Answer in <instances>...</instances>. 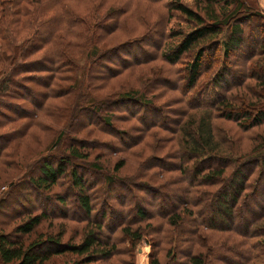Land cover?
Here are the masks:
<instances>
[{
    "label": "rangeland",
    "instance_id": "obj_1",
    "mask_svg": "<svg viewBox=\"0 0 264 264\" xmlns=\"http://www.w3.org/2000/svg\"><path fill=\"white\" fill-rule=\"evenodd\" d=\"M94 1L98 2L96 4L98 8L95 12L92 10L93 1L91 2L92 6L88 1H85L74 4V7H77L80 12L88 17L90 15L93 17V13L100 15V17L107 14L105 21H103L105 23L100 24L105 29L99 30L100 34L99 36L96 35L94 40H90V38L85 41L86 32L70 35L61 26L59 31L64 35L62 46L64 47L65 41H75L76 45H82L80 48L83 50L74 49L72 51L70 46L67 47L72 54L73 60H69L73 61L71 63L73 65L64 63L62 69L64 80H62L61 74L54 75V83L47 90L52 96L47 99L45 104L44 100L47 95L44 93H46V89L40 82L41 80H34L31 76L40 74L37 75L36 78H38L50 72L34 70L31 73L20 74L26 76L21 82L27 84L31 89H28V92L22 89V94L25 97L19 100L18 114H15L13 110H7L10 115L17 119L10 121V117L3 120L0 127V133L3 135L12 134L15 136L12 138L9 147L6 144L2 151L3 154L0 156V201L7 203L0 208V224H3L1 227L5 234H14L15 227L17 223L21 222L22 217L11 220L9 216L24 205L18 203L20 197V201H24L25 205L33 207L32 209L36 212L43 206L49 210L53 209L57 215L63 211L64 216H49L44 220L36 233L43 232L50 235V233L56 234L63 231L61 239L63 243L79 242L83 236L82 227L88 218L84 209L79 206V189L72 183L71 171L76 169L78 175L82 176L85 181L86 187L83 193L89 196L94 207L91 212L92 215L99 216L102 206L108 205L115 211L112 212L110 222L122 219L123 223L130 221L132 227L141 226L143 229L148 225L147 233L157 229L160 238L158 241L154 238L157 237L156 234L150 236L149 233L150 235H144L140 241L133 242L130 238L123 236L120 226L111 231L107 225L99 234V239L103 243H107L109 239L110 244L115 246V250L109 258L89 264H130V262L133 264H150L151 256L155 253L160 259V264H189L185 253L174 256L171 254L176 245L174 243L176 240L174 238H177L175 230L172 231V239L170 240L173 248L169 251V242L164 236V231L169 226L167 228L159 226L158 228V224H161L163 219L157 215H151L152 211H159V206H155L154 202L150 204V202L165 201L166 206L163 205L164 207H169L171 204L185 207L187 203L190 204L192 195H196L188 187L194 169L180 170L178 164L182 165V163L174 154V150L177 151L178 147H182L180 145L181 133L175 128L182 115L185 114L186 116L196 110L192 104L187 102L189 97L193 96L202 85L212 82L215 77L225 71V80L219 82L217 88L226 87L225 90L221 91H227L232 96L239 95V98H233L230 101L238 103V106L241 104V106H245L254 105V100L259 98L252 97L253 95H250V98H245L242 94L251 87L259 96V88L261 89L259 82L262 81L260 79L262 77L258 78L257 75H264V0H247L249 5L253 7L250 10L251 13L247 10L239 11L238 16L232 17L227 22L228 24L223 25L224 31L219 36L220 39L222 36L227 37V32L231 29L232 24L242 22L244 41L239 48L232 50L229 56L222 55L224 54L223 49L220 50V48L218 54L212 56V49L208 48L202 57L198 87L195 89L192 86L189 89L190 85L187 81L188 65L193 56H190L189 53L184 54L180 62L176 64H168L166 60L158 56L161 46L165 47L167 43L178 41L184 32L190 30L193 24L191 20H187L186 16L178 11L168 13L166 0ZM181 1L197 10L202 16H206L205 11L196 5L197 0ZM111 10L113 12H110ZM110 13H113L114 16L111 17L112 14ZM18 31L19 29L16 28L17 33ZM179 33L181 35H178ZM45 34V32L42 33V36ZM24 37L25 34L19 32L13 37L11 43L18 44ZM55 42L50 41L45 47H40L31 58L30 61L32 62L26 63L35 64L37 62L39 65V61L48 56L54 58L55 62L59 61L58 58L55 60V55H57ZM192 54H195V50H192ZM98 55L100 65L108 66L110 72L113 71L111 73L116 72L105 80H95L92 75L93 72L89 71V65H97L93 59ZM54 61H51L54 65L58 64ZM258 61L263 64L262 67H257ZM64 62H66L65 58ZM109 69L103 68L100 71L109 73ZM259 69L261 71L258 72ZM229 70L230 72H228ZM69 72L74 79L68 76ZM33 73L35 74L32 75ZM46 76L43 78L46 79ZM30 80L35 81V83ZM18 88L11 85L9 92L17 91ZM88 94L92 96V100ZM126 94H131L134 97L141 95L143 98L146 95L147 98L151 99L154 103L153 106L160 108L157 120L162 121L164 125V129L160 130L153 127L151 130L154 131V134L146 135L145 139L138 144H132L131 147L129 144L123 143L130 142V138H136L137 134L128 132L127 129L138 123L133 113H146V121H149L150 117H155L156 114L151 115L152 109L149 107L124 99L123 95ZM198 97L203 100V96ZM262 97V102H264V95ZM31 98L35 99V105ZM93 98L96 103H101L102 110L100 113H94L96 109L93 105H88L86 108L85 104H92ZM222 105L219 104V110L215 111V113L218 111L221 113L216 114V117L212 119L214 136L226 139L223 140L227 144L225 152L238 153L237 155L249 154L257 137L264 134V124L250 129L240 128L235 121L219 117L224 113L220 109ZM12 108L16 110L14 106ZM144 108L148 109V113ZM223 109H225L224 111L228 110L227 107ZM156 112L158 113L157 109ZM199 113L197 112V114ZM29 115L32 116V122H28L29 120L26 118ZM105 117L111 118V126L103 120ZM92 121H94L95 126L91 125ZM26 122L29 124L27 127L23 124ZM60 131H64L61 142L57 147L52 148L51 145L57 139ZM123 134H126L125 137ZM128 134H130V138ZM121 136H123L122 141ZM159 136L162 137L160 141ZM170 137H172V141L174 138L176 145L173 143L170 146ZM71 144L78 146L83 153L88 147L91 149H89L86 157L78 158L69 155ZM63 156L70 159L66 165L67 174H61L57 178L56 184L49 188L50 191L42 192L43 189L37 190V188L28 187L27 183H29L30 177L37 178L43 175L41 168H43L45 161L49 160L55 166H59ZM216 161L211 160V163L215 164ZM158 162L161 166H156ZM123 163L124 165L117 169L118 165ZM227 174L230 178L225 184L227 185L225 191L228 199L230 191L237 186L240 178L233 175L231 168L228 169ZM255 176L257 174L253 175L251 179ZM146 184L153 187H157L158 184H166L172 188H167L165 194L162 195V192H152L150 186L145 187ZM129 185L131 190L128 188ZM19 186L22 191L17 192ZM218 187L219 184L212 187L204 186L201 189L216 190ZM45 193L54 197L62 196L65 199L64 206H58L57 202L43 201L42 197ZM263 200L264 197L258 194L254 198V202L248 204V209L243 208L241 214L243 217L234 218L237 228H244L246 218L252 217L256 210L261 209L259 204ZM132 201H141V205L134 207L131 204ZM218 206L217 203L213 207L212 216L218 222L230 223L229 218L223 212L225 206ZM138 212H142L146 216V220L139 219L137 217ZM119 216L120 218H118ZM206 216H209V212L208 215L206 213ZM5 220L8 221L4 222ZM149 225L155 226L150 228ZM190 225L192 224H188V226ZM198 230L196 229L194 235L191 253L194 249H200L201 246L199 241L201 233ZM201 232L204 235V230ZM210 234L209 243L218 244L224 241L228 246L237 245L228 251H224L223 254H217L211 262L216 264H264L263 246L254 248L247 259L240 255L242 249H252L251 244L255 243L258 238H251L247 241L246 239L243 240L237 233L226 231L210 232ZM35 236V233L28 237L23 236L25 244L32 241ZM260 239L264 242V235L259 237L258 241ZM179 244L177 253L185 252L183 249L189 245L183 240H180ZM46 247L54 248L53 245ZM237 251L239 254H236ZM259 252L261 256L258 255ZM254 253L257 257L252 259L255 257ZM72 257L76 256L69 253L57 254L51 256L43 264H68ZM70 263L72 264V261Z\"/></svg>",
    "mask_w": 264,
    "mask_h": 264
},
{
    "label": "trees",
    "instance_id": "obj_2",
    "mask_svg": "<svg viewBox=\"0 0 264 264\" xmlns=\"http://www.w3.org/2000/svg\"><path fill=\"white\" fill-rule=\"evenodd\" d=\"M85 1H88L90 6H92L91 2L93 1L92 10L94 12L97 10L98 7H96V4H98V2L96 3L94 0H0V127L3 120L9 119L10 117V121L17 119L15 116L10 115L7 110H13L15 114H18V105H20L19 100L23 99L22 97H25V95L22 94V89L26 92L29 91L28 89H31L27 84L21 82L24 77L23 75H20L21 73H31L34 70L50 72L46 74L49 77L42 75L36 78L37 75L40 74L34 75L35 73L32 74L34 76H31L34 80H41L40 82L46 89V93H44L47 95L44 100L45 104L47 99L52 96L49 95L47 90H49L51 84L54 83V75L61 74L63 76L62 80H64V73L62 71L64 63H68L70 66L73 65L71 64L73 61L71 62L69 60H73L72 54L68 51L67 47L70 46L69 48H71L72 51L74 49L83 50L80 48L82 45H76L75 41H65L64 47L62 46L64 35L59 31L61 26H63L66 32L70 35L78 33L83 34V32H86L84 38L85 41H88L90 38V40H94L96 35L99 36V30L105 29L100 26V24L105 23L103 21H105L107 14L100 17V15L93 13V17H91V15L88 17L86 14L80 12L77 7H74V4H80L81 2L84 3ZM102 1L103 0H101V2ZM166 3L167 9L169 10L168 13L178 11L184 14L187 20H191L193 24L189 31L184 32L182 35L180 33L178 34L182 36L181 39L176 42L167 43V46L165 47L161 46L158 56L163 60H166L168 64H176L180 62L184 54L189 53L190 56H193L188 65L189 72L187 81L190 85L188 88L191 89L192 86V88L195 89L198 87L197 82L201 72L200 66L202 64V57L208 48L212 49V56L218 54L219 48L220 50L223 49L224 54L222 55L229 56L232 50L239 48L244 41V28L242 22L232 24L231 29L227 32V37L222 36L220 39L219 36L224 31L223 25L229 22L232 17L238 16L237 14L239 11L247 10L251 13L250 10H252L253 7L249 5L247 0H197L196 5L206 13V16H202L201 13L183 3L181 0H166ZM110 12L113 11L111 10ZM110 14H112L111 17L114 16L113 13ZM16 28L19 29L18 33L16 32ZM108 30L110 32V29ZM19 32H23L25 37L20 43L12 44L13 37L19 34ZM44 32L46 34L45 36H42V33ZM50 41H56L57 55H55V60L57 58L60 60L55 62L54 58L48 56L43 57L39 61V65L37 62L35 64H27L28 62H32L30 60L39 48L45 47ZM192 50H195V54H192ZM98 57L99 55L93 59L94 63L97 65H89V71L91 73L93 72L92 75L95 80H105L116 73H111L113 71L110 72L108 66L100 65V57ZM64 58L66 62H64ZM51 61L58 64L54 65ZM256 65L257 67H262L263 64L258 61ZM103 68L109 69V73L100 71ZM257 71L259 72L261 70L259 69ZM228 72H230V70ZM225 73L226 72L223 71L222 74L215 77L212 82L202 85L199 90L195 92V97H193V95L187 99V102L190 105L192 104L193 108H196V110L188 113L186 116L185 114L182 115L181 120H179L177 127L175 128L181 133L180 145H182V147H178L177 151L174 150L176 158L182 163V165L178 164V167L182 171L192 170L191 168L194 169L192 177L188 182V187L193 193H196V195H192L190 204H186L187 207H182L177 204H171L169 207H164L163 205H165V201L150 202V204L154 202L153 204L155 206H159L158 212H151L152 216L157 215L159 218L163 219L161 220V224H158V228L159 226L161 228L163 226H165V228L169 226V228L164 231V236L169 242V251L173 248L170 240L172 239V231L175 230L174 232H176L178 239L174 238L176 239L174 242L176 245L171 251V254L174 256L175 254L182 255V253H185L188 260L187 263L189 264H216L215 262H211V260L216 258L217 254H223L224 251H228L237 246L236 244L228 246L224 241L218 244L209 243V240L211 239L210 232H234L239 234L243 240L246 239L247 241L255 237L259 239V237L264 235V200L259 204L261 209L256 210L252 217H244L246 218V225H244L243 229L237 228L236 223L234 222L235 217H243V215H241L243 208L248 209V204L253 203L254 198L258 194L264 197V134L258 136L259 138L257 137L255 140L256 143L252 146L249 154L237 155L238 153H233L236 154L233 155L225 152L227 144H225L226 141L223 142V140L226 139L224 137L219 138L214 136V122L212 120L216 117V114L221 113L220 111L215 113V111L219 110V104H223L220 109L221 111L223 110L222 112L224 113L219 117L235 121L239 127L243 129H250L252 127L263 125L264 102H262V96L264 95V75H257L258 78L262 77L260 78L262 81L259 82L261 87V89L259 88V96L258 94H255L254 88L251 87H249V89L247 88L246 92L242 94L245 98H250V95H253L252 97L255 98L259 97L254 100V105L241 106V104L238 106V103L230 101L233 98H239L238 94L232 96L231 94L229 95L227 91H221L225 90L226 87L221 89L217 88L218 83L225 80ZM44 76H46V79L43 78ZM68 76L73 78V75L70 72ZM30 81L35 83L33 80ZM11 85L19 87L18 90L9 92ZM57 86L59 85L57 84ZM88 95L90 100H92V96L90 94ZM198 96H203V100H200ZM123 97L124 99L135 102L138 105L149 107V109H152L151 115L156 114L155 117H150V120L146 121V113H133V115L135 114V119L138 123L127 129L128 132H135L137 135L136 138H130V134H128V137L131 140L129 139L130 142H122L123 144H129V147H131L132 144H138L141 140L145 139L148 134H154V131L151 130L153 127H156L157 130L164 129L162 121L157 120L160 108L153 106V101L147 98L146 95H144V98L141 95H139V97H134L131 96V94L123 95ZM31 101L34 105L36 104L35 99L31 98ZM229 102L230 104H228ZM14 103H16V105H14ZM85 105L86 108L88 105H93L96 109L94 113H100V110H102L101 103H96L94 98L92 104L86 103ZM13 106L17 111L12 108ZM226 107L228 110L224 111L225 109L223 108ZM156 109L158 110V113L156 112ZM144 110L148 113L147 108H144ZM197 112H200V115L197 114ZM31 117L32 116L30 115L26 117L27 120H29L28 122H32ZM184 118L185 121L183 122ZM103 120L111 126V118L109 119L105 117ZM28 122L23 124L27 127L29 126ZM94 124V121H92L91 125ZM63 134L64 131L59 132L57 139L51 145L52 148L59 145ZM124 135L126 134H123V136ZM123 136L120 137L121 141ZM13 137L15 136L12 134L3 135L0 133V140H2V143H0V156L3 154L2 151L6 147V144L8 147L10 146ZM158 139L160 141L162 137L159 136ZM171 139L172 137L169 138L170 146L173 143L176 145L174 138L173 141ZM89 149H91V147H88L85 153H83L78 146L71 144L69 147V155L84 158L88 155V152L90 151ZM62 159L63 160H61L59 166H55L49 160L45 161L43 163V168H41L43 175L37 178L30 177L28 179L29 183H27L28 187L37 188V190L43 189L41 190L42 192L50 191L49 188L51 185L56 184L57 178L61 174H67L66 165L70 162V159L69 157L64 156ZM211 160H217L218 162L216 161L214 164L211 163ZM122 165H124V163L118 165L117 169ZM156 166L161 165L158 162ZM230 168L232 173H234L233 175L238 176L240 180L237 186L230 191L229 198L227 199L228 195L225 191L227 185L225 184L230 179L227 174L228 169ZM255 174H257V176L253 177L255 180H252L253 178L251 179V177ZM71 176L73 186L75 185L77 189H79V206L84 209L88 218L82 227L84 231L80 241L75 243H63L61 240L63 231L57 232L56 234L50 233V235L43 232L36 233V231L40 229L44 220L49 216H64L63 211H61L60 215H57L53 209L49 210L46 206H43L36 212L32 209L33 207L25 205L26 203H24V201H20L21 198L19 197L18 203L24 205L20 210L14 211V214L9 216L11 220L16 218L21 219L22 217L21 222L17 223L15 227L14 234H12L14 236L5 234V231L1 227L3 224H0V264H43L49 260L51 256L63 253H69L76 256L72 257V259L68 261V264H71V261L72 264H89L90 262L109 258L113 254L115 246L110 244L109 239L107 240V243H103L99 239V234L107 225L109 226L108 229L111 231L120 226L123 236L130 238L133 242L140 241L144 235L150 234V236L156 234L157 237L154 238L159 241L160 238L158 237L157 229L147 233L148 225L143 229L141 226L132 227L130 221H124L125 223H123L122 219H118L117 221L112 220V222H110L112 212L115 211H113V208L108 205L102 206L101 214L99 216L92 215L91 212L94 210V207L89 200V196L86 193H83L86 187L83 177L78 175L76 169L71 171ZM218 184L220 188L218 187L216 190L201 189L204 186L212 187ZM159 185L160 184H158L157 187H153L146 184L145 187L150 186L152 192H162V195L165 194L167 188H172L166 184ZM128 188L131 190L130 185ZM20 191H22V188L19 186L17 192ZM42 200L48 203L57 202L58 206H64L65 199L62 196L54 197L49 193H45ZM217 203L219 204L218 207H220V205L225 206L223 212L229 218L230 223L224 224L223 222H218L212 216V209L214 210L213 207ZM6 204L5 201H0V208L2 205L4 207ZM126 204H128L127 201ZM131 204H133L134 207L140 206L141 201H132ZM194 208H196V210H194ZM208 212L209 216H206V213L208 215ZM137 217L141 220H146V216L142 212H138ZM118 218H120V216ZM6 221L8 220H5L4 222ZM188 224L192 225L188 226ZM153 226L155 225L150 226V228ZM196 229H199L198 231L201 233L199 241L202 247L200 246V249L197 250L194 249L193 253H191ZM201 230H204V235ZM33 233L36 234L35 238L28 244H25L23 236L28 237ZM258 239L255 243L251 244L252 249L248 250L244 248L240 251V255L247 259L251 251H254V248L263 246L264 249L263 240L260 239L258 241ZM180 240H183V242H186L189 245L183 249L185 252L181 251L180 253H177V249L180 246ZM49 245H53L54 248L51 249L46 247ZM236 254H239V251H237ZM258 255L261 256L260 252ZM254 256L255 257L252 259L257 257L255 253ZM151 257L150 264H160V259L156 253ZM130 264H133V262H130Z\"/></svg>",
    "mask_w": 264,
    "mask_h": 264
}]
</instances>
